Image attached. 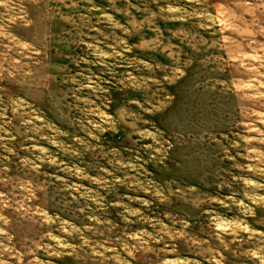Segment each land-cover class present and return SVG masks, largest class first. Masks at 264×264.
Masks as SVG:
<instances>
[{
	"label": "rangeland",
	"instance_id": "rangeland-1",
	"mask_svg": "<svg viewBox=\"0 0 264 264\" xmlns=\"http://www.w3.org/2000/svg\"><path fill=\"white\" fill-rule=\"evenodd\" d=\"M0 264H264V0H0Z\"/></svg>",
	"mask_w": 264,
	"mask_h": 264
}]
</instances>
